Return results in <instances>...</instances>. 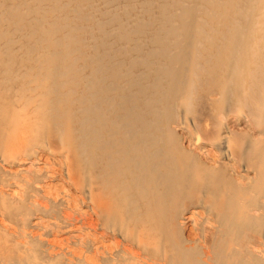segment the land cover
Masks as SVG:
<instances>
[{"label": "bare ground", "instance_id": "1", "mask_svg": "<svg viewBox=\"0 0 264 264\" xmlns=\"http://www.w3.org/2000/svg\"><path fill=\"white\" fill-rule=\"evenodd\" d=\"M49 141L123 244L97 264H264V0H0V264L90 260L34 228L40 172L2 167Z\"/></svg>", "mask_w": 264, "mask_h": 264}, {"label": "rangeland", "instance_id": "2", "mask_svg": "<svg viewBox=\"0 0 264 264\" xmlns=\"http://www.w3.org/2000/svg\"><path fill=\"white\" fill-rule=\"evenodd\" d=\"M227 115L228 116L225 117V121L227 124H230V128L232 130H234L235 132H241V131L247 130V129L250 130L249 127H247L248 124L245 122V119H244L245 117L244 118L243 117L237 118L235 116V113H232V112L227 114ZM220 118H221V116H220ZM237 119H239V120H237ZM206 122H209V121H206ZM250 132H251V130H250ZM251 133L255 134V131L253 130ZM50 142L51 141H49L50 149L38 148V153H37V156L35 158L30 160V159H26L24 156H20L17 165H15L13 167L9 166V165H2V167L7 172H13V171H16L18 169L19 170H21V169L31 170V171L35 170V171L40 172L42 178H41L40 182L36 183L37 184L36 186L39 189H41L43 193L45 192L44 194L46 196H48V198H50L52 200L56 199V202L59 204V206H58V212L59 213L58 214L54 213V215L56 214L55 216L53 214L51 217H50V215L49 216L47 215V218H46V215L45 216L43 214L41 215V213L38 212L39 215H37L38 213L35 214V216L32 217L33 219L31 220V222H33V225L35 224V226H36L38 224L37 226H39V227L36 226L37 227L36 228L34 226V228L36 229L37 232H39V233H44L46 231L50 232V235H49L50 238L47 235H46V237H45V235H43L41 238V240L45 241L46 243H50V242L54 241L52 243L54 245L53 246L54 248H51L50 250H52L54 252V254H56V253H60L62 251V249H64L67 252L69 251L71 253L70 257H72L74 255L73 253H75V255H78V256L80 254V257H81L82 254L84 255L87 252L88 254L86 253L87 255L86 254L84 255L87 257L86 258L87 260L90 259V260H88L87 263L88 264H97V263H99V259H98L99 256L101 258V255L104 254L103 256H105V254H108V250L111 246H112L113 250H114L116 245L118 246V247L116 246V248L123 249V244L120 245L121 244L120 242H119V244H117L118 241H120L119 239H115V240H113L114 238L110 239V237L108 236V229H106L100 225V222L97 219V215L95 216V213L93 211H91V207H90L88 201H86L87 199H84L86 197H84V194L82 193L83 191L77 185L75 186V185L69 184L70 182L67 181L65 174H64L61 153L59 152V150H57L58 148H56V145L54 143H52V142L50 143ZM210 148L211 147L208 146V149H210ZM237 163H238L237 160H235L233 164H234V167H235V165H236V167L234 169L235 170L240 169L239 171H241L242 169L240 166H239L240 168L238 167L239 163L238 164ZM4 166H6V167H4ZM12 181L14 182L13 179H12ZM14 183L15 184H14V187L12 189L13 192L15 190L17 192H19V190L23 189V187H22V185H20V183L18 184L16 181ZM49 188H51V189H49ZM52 189H54V190H52ZM52 192H53V194H52ZM51 195H52V197H51ZM44 201L45 200H41V203L44 204V206H45L47 201H45V203H43ZM194 212H195V215H193L190 219H188L189 224H192L191 219L195 220V218H196L197 220H200L201 216H203L200 209H197V211L194 210ZM196 215H198V216H196ZM42 217H43V219H42ZM4 222L7 224L6 227H8L10 230H12L13 224L8 223V221L4 220V221H2V224L4 226H5ZM40 222L43 224H41ZM63 222H65V223H63ZM46 224L48 227L46 226ZM50 224H51V226H50ZM40 226H42V228H40ZM59 227H61V229H60V230H62L61 233L57 232ZM46 228L47 229L49 228V229L47 230ZM55 240H57V242ZM108 244H110V246H108ZM112 244H114V247ZM61 246H63V247L61 248ZM124 247L127 248V246H124ZM52 251H50V252H52ZM88 256H90V258ZM91 258H93L94 260H92ZM96 260H97V262H96Z\"/></svg>", "mask_w": 264, "mask_h": 264}]
</instances>
